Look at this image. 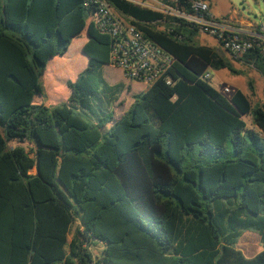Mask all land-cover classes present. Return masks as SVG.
Returning a JSON list of instances; mask_svg holds the SVG:
<instances>
[{"label":"trees","instance_id":"trees-1","mask_svg":"<svg viewBox=\"0 0 264 264\" xmlns=\"http://www.w3.org/2000/svg\"><path fill=\"white\" fill-rule=\"evenodd\" d=\"M85 1L0 0V264H264V101L201 79L245 71L193 24L102 0L176 60L117 117L131 86L103 78Z\"/></svg>","mask_w":264,"mask_h":264},{"label":"built area","instance_id":"built-area-1","mask_svg":"<svg viewBox=\"0 0 264 264\" xmlns=\"http://www.w3.org/2000/svg\"><path fill=\"white\" fill-rule=\"evenodd\" d=\"M127 1L197 26L200 35L210 37L219 52L240 65L255 70L254 60L259 58L264 66V21L256 25L245 20L244 24L235 13L234 16L216 18L203 0H169V3L160 0ZM84 6L94 8L93 21L97 29L112 37L109 66L119 72L123 80L142 85L158 80L171 84L168 73L175 64V58L136 29L131 18L102 0H86ZM249 56L254 59L245 64L244 58ZM201 79L210 81V72H205ZM219 91L225 96L233 93L227 86Z\"/></svg>","mask_w":264,"mask_h":264},{"label":"rangeland","instance_id":"rangeland-1","mask_svg":"<svg viewBox=\"0 0 264 264\" xmlns=\"http://www.w3.org/2000/svg\"><path fill=\"white\" fill-rule=\"evenodd\" d=\"M211 4L212 13L218 17L220 16H229L233 13L237 14L239 18H243L245 20H249L252 24L259 25L264 21V0H209ZM198 41L201 44L208 45L210 47H217L214 40L210 37L200 35ZM236 69L245 71V75H235L228 70L222 71H212L209 70L211 74L210 84L217 90H221L223 86L230 87L233 92L237 91L236 88H240L242 92H247V80H250L253 84L254 88V97L252 98L253 104H257L259 102L264 101V80L262 76L253 69L242 67L240 64L236 63ZM102 76L105 81L110 85H116L120 82H123V78L119 72L112 69L110 66H104L102 68ZM45 80V77H44ZM45 84V81H44ZM141 88L140 86L132 87V92H137ZM235 89V90H233ZM50 91V90H49ZM131 95H126L125 93L122 95V103L121 106H110L107 112H113L115 116H119V114L125 110L131 102ZM98 107H96L97 109ZM244 121L249 126L251 123L250 117H245ZM252 236L258 237L255 233L247 232L242 238L239 240L238 246L245 257L254 256L258 253L262 246L259 243H253L252 247H248L249 238ZM94 254L98 253V248H93Z\"/></svg>","mask_w":264,"mask_h":264},{"label":"crops","instance_id":"crops-1","mask_svg":"<svg viewBox=\"0 0 264 264\" xmlns=\"http://www.w3.org/2000/svg\"><path fill=\"white\" fill-rule=\"evenodd\" d=\"M210 11H211V13H212V10L210 9ZM213 14V13H212ZM214 15V14H213ZM216 18H222V17H226V16H220V17H218V16H216V15H214ZM229 16H234V13L233 14H231V15H229ZM237 18H239V16L237 17ZM239 20H241L244 24H246V21H245V19H243V18H239ZM120 83H130V82H126L125 80H123V82H120ZM130 86H131V91H130V93L129 94H131V96L132 95H135V94H138V93H140V92H142L144 89H145V87L147 86V85H142V84H139V83H130ZM134 86H140V90L139 91H137V92H132V87H134ZM227 87H228V85H227ZM230 88V87H229ZM231 89V88H230ZM237 90H239V91H241V89L240 88H236ZM232 90V89H231ZM233 90H235V89H233ZM122 99V96H121V98H120V100ZM131 102H132V99H131ZM130 102V103H131ZM253 243H257V245H259V237H256L255 238V236H252L251 238H249V245H248V247H252L251 245H254ZM238 249H239V246H238ZM262 250V249H261ZM260 250V251H261ZM251 257H253V256H251Z\"/></svg>","mask_w":264,"mask_h":264}]
</instances>
